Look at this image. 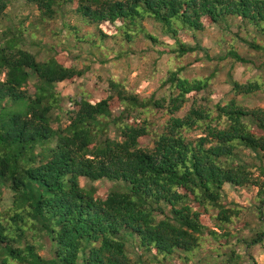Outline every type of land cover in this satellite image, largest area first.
<instances>
[{"label": "trees", "instance_id": "16d2710c", "mask_svg": "<svg viewBox=\"0 0 264 264\" xmlns=\"http://www.w3.org/2000/svg\"><path fill=\"white\" fill-rule=\"evenodd\" d=\"M20 1L34 5L43 22H66L71 15L91 26L96 32L77 37V45L98 50L117 37L127 44L140 37L156 43L145 21L175 38L170 51L180 56L202 50L181 39L202 33L206 22L238 25L264 37V0H0V24ZM4 36L0 203L6 192L10 198L0 211V264H241L231 235L224 233V250L195 259L205 235L220 242L208 220L223 229L246 211L226 202L225 185L258 188L253 209L259 226L237 243L248 250L264 247V108L238 100L261 91L258 82L241 84L229 74L232 100L212 108L194 101L180 117L192 96L210 86L209 78H185L181 67L162 82L167 97L142 99L111 82L107 98L84 97L65 109L59 86L85 70L65 66L56 56L39 58L19 46L23 36L11 29ZM249 47L264 53V46ZM227 58L252 64L235 51L218 61ZM155 110L169 117L158 129L149 120ZM196 131L201 134L189 136ZM148 137L152 144L143 147ZM101 181L113 184L105 196L94 186Z\"/></svg>", "mask_w": 264, "mask_h": 264}, {"label": "rangeland", "instance_id": "374dc122", "mask_svg": "<svg viewBox=\"0 0 264 264\" xmlns=\"http://www.w3.org/2000/svg\"><path fill=\"white\" fill-rule=\"evenodd\" d=\"M76 26L78 29L74 31L73 27ZM144 26L148 33L157 37L156 43L140 37L134 43L127 44L117 37L116 40L109 38L104 42L99 39L102 44H99V41L97 43L103 45L102 49H92L87 43L77 45V37H85L91 31L96 32L94 28L83 24L71 15L67 17L66 22L61 19L43 22L34 5L20 1L7 9L6 17L0 24V41L6 40L4 33L11 29L17 36H23L24 41L19 46L33 52L39 58H43L45 54L56 56L65 66L85 70L82 77L59 86L58 91L65 98L63 102L65 109L73 101H80L84 97L93 101L107 98L111 82L125 85L127 91L142 99L167 97L169 88L162 87V82L172 71L181 67H186L183 73L185 78L198 80L209 78L210 86L208 90L192 96L191 102L178 114L180 117L186 114L194 101H197L199 105L212 108L232 100L229 74L241 84L250 81L258 82L263 88L261 91L248 98L238 97V100L251 109L264 108V68H261L264 65V53L249 47L250 43L264 46V37L252 30L241 29L238 25L229 27L226 24L212 25L206 22L202 33L194 35L187 32L181 39L182 43L200 46L202 50L180 56L170 51L176 48L175 38L165 35L162 28L152 21H145ZM70 28L73 30H69ZM230 51L237 52L252 64L241 65L230 58L218 61L219 57H225ZM113 110L116 114L121 112L118 104L114 105ZM153 112L149 115V120L155 125L154 128L158 129L167 122L169 117L160 110ZM65 123L64 121L63 125ZM198 134L200 135L201 132H191L189 136ZM151 144L150 137L141 140L143 147H149ZM94 186L99 195L105 196L113 184L101 181ZM224 190L227 198L225 200L232 206L231 208L238 204L246 211L241 212L237 219L233 217L232 223L224 225L223 229L217 228L213 219L208 220L205 225L209 231L213 230L219 234L222 244L213 236L205 235L201 241V254L195 259L202 261L208 259L210 255H218L217 251L224 250L226 245L223 240L224 235L230 234L231 236L227 238L231 248L242 257L241 264H253L255 261L257 264H264V247L248 250L244 244L237 243L238 239L249 238L251 231L259 226L257 213L253 209L258 201V188L249 185L235 190L232 186L225 185ZM9 198L6 192L0 203L1 212L9 206ZM215 214L217 212L212 213V215ZM41 254L45 256L47 253L41 251ZM133 256L134 252H132Z\"/></svg>", "mask_w": 264, "mask_h": 264}]
</instances>
